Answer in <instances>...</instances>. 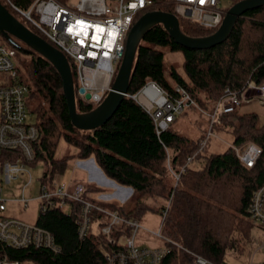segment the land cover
<instances>
[{
    "label": "trees",
    "instance_id": "1",
    "mask_svg": "<svg viewBox=\"0 0 264 264\" xmlns=\"http://www.w3.org/2000/svg\"><path fill=\"white\" fill-rule=\"evenodd\" d=\"M33 1L11 0L24 8ZM158 9L174 12L169 5ZM180 22L182 30L190 36H207L217 30L188 19ZM7 43L17 52L21 79L29 88V108L41 131L36 144L37 158L32 164L45 162V180L64 173L74 158H93L109 178L133 189L129 202L102 201V205L138 219L147 213L162 215L168 209L163 235L170 240L167 244L171 253L165 264H193L198 255L216 263L228 262L229 256L247 263L260 243L255 228L264 232L248 212L254 192L264 185V122H260L258 112L242 113L238 109L220 116L214 130L230 131L234 135L233 145L220 153L205 152L209 141L206 146L201 145L207 129L193 138L175 126L179 117L198 112L196 106L187 108L168 129L158 134L151 115L126 96L104 125L81 130L72 123L63 80L55 66L37 53L14 46L8 39ZM166 51L182 53L183 72L175 64H167ZM69 60L78 90L81 83L76 64ZM149 81L172 94H176V86L184 87L208 111L214 109L227 89L242 95L250 82L263 84L264 5L246 11L238 18L228 39L208 49L185 47L172 38L163 24L154 25L138 48L129 93L136 94ZM95 106L77 94L80 112H88ZM199 115L195 123L201 128L202 120L207 117L200 112ZM61 140L76 152L57 157ZM249 142L262 150L253 167L242 162L233 148ZM86 189L88 195L105 190L94 183L86 184ZM80 212L81 204L76 201L40 212L37 224L54 234L61 250L29 247L13 250L14 257L35 264H107L101 249L104 238L95 234L79 236Z\"/></svg>",
    "mask_w": 264,
    "mask_h": 264
},
{
    "label": "built area",
    "instance_id": "2",
    "mask_svg": "<svg viewBox=\"0 0 264 264\" xmlns=\"http://www.w3.org/2000/svg\"><path fill=\"white\" fill-rule=\"evenodd\" d=\"M1 1L25 25L39 30L41 36L75 62L80 86L92 94L90 99L80 94L81 98L95 105L101 103L112 89L129 32L141 12L160 10L159 6L169 5L180 20L188 19L202 27L218 29L229 9L225 7V0H34L27 8L11 0ZM17 64L16 50L0 43V264H23L21 259L14 257L13 250L29 247H42L53 252L61 250L51 231L37 222L28 223L7 213L8 203L13 199L4 194V185L28 172V165L37 158L36 144L41 139V131L29 108V88L22 81ZM175 91L176 94H172L149 81L136 94L128 92L126 96L136 100L151 115L158 134L168 129L187 108L196 106L209 120L202 146H206L215 134L214 126L222 114L238 110L251 99L264 105V83L250 82L242 95L227 89L212 111L199 106L184 87L178 85ZM233 148L249 167L257 163L262 152L254 142ZM175 176L179 178L180 175ZM38 198L41 212L66 207L71 201L79 202V236H102L101 249L107 264H165V258L171 253V246L167 244L170 240L163 235L168 209L162 214L159 230L153 232L165 244L144 246L137 241L143 228L141 219L124 216L102 205L100 202H107V199L88 195L86 185L74 178L45 180L43 177ZM19 201L26 206L28 199L23 194ZM248 212L253 222L264 229V185L254 192ZM258 252H264V239L247 264H264V260L256 261ZM193 264L229 263H216L198 255Z\"/></svg>",
    "mask_w": 264,
    "mask_h": 264
},
{
    "label": "water",
    "instance_id": "3",
    "mask_svg": "<svg viewBox=\"0 0 264 264\" xmlns=\"http://www.w3.org/2000/svg\"><path fill=\"white\" fill-rule=\"evenodd\" d=\"M264 5V0H240L227 11L220 27L207 36H190L181 27L178 16L165 10H154L141 16L131 28L126 49L120 67L114 78L112 89L103 101L88 112H80L77 108V94H85L90 99L91 92L81 85L76 89L73 70L69 58L58 47L51 44L43 36L25 25L17 18L9 7L0 0V32L14 46L28 52L37 53L50 61L59 71L63 80L64 94L67 99L72 123L81 130H94L110 120L118 110L129 92L135 71L138 48L147 32L156 24H163L179 44L193 49H208L223 43L232 33L238 18L246 11Z\"/></svg>",
    "mask_w": 264,
    "mask_h": 264
},
{
    "label": "rangeland",
    "instance_id": "4",
    "mask_svg": "<svg viewBox=\"0 0 264 264\" xmlns=\"http://www.w3.org/2000/svg\"><path fill=\"white\" fill-rule=\"evenodd\" d=\"M76 2L77 0H72ZM237 0H225V7L230 8ZM0 43L11 47L7 43L6 37L0 32ZM165 58L167 64H175V66L183 72V55L180 52L171 53L169 51L165 52ZM18 59V55H17ZM18 61V60H17ZM239 111L249 112L256 111L260 114V122H264V105L260 104L257 99H251L250 102H244V104L239 108ZM199 112H189L186 115L179 117L175 126L181 131V133L189 135L193 138H198L201 136L204 131L209 130L208 119L204 118L202 121V127L195 123L197 119H200ZM201 113V112H200ZM203 114V113H202ZM32 119H35L32 115ZM201 121V120H200ZM199 121V122H200ZM201 121V122H202ZM234 135L230 131L225 130H216L215 134L211 136L209 139V143L206 147V153H220L228 149L229 146L233 145ZM76 152L75 148L69 144H67L64 140H61L60 145L58 147L56 156L62 157L65 153L71 154ZM80 160L78 158H74L70 160L69 166L67 170L62 173L56 175V179H64V178H74L85 185L88 183H94L96 185H100L105 190V194L111 195V197L106 200L110 202L116 203H126L130 201V198L133 193V189L131 187H121L122 194L118 195L117 182L109 178L102 169L97 165V163L92 159L84 162L87 168H83L80 166ZM194 166L196 163L193 164ZM47 166L44 161H38L37 164L28 165V172L25 175L20 176L18 179L14 180L10 184L4 185V194L7 197L12 198L13 200L8 203V214H12L13 216L22 219L28 223H36L40 216L41 212V202L38 198L41 192V182L42 178L45 175V171ZM24 196L28 199L27 205L25 206L24 202H20L19 199ZM94 197H101V194H94ZM162 221V215L160 213H147L142 219L141 224L143 228L140 230L137 235V241L140 245L144 246H163L164 240L160 237L154 235L153 232H157L159 230L160 224ZM255 232L259 239V244L256 245L255 248H258L261 245L264 234L260 232L258 228H255ZM256 261L264 260V252L256 253L255 257ZM236 263L237 261L234 260ZM23 264H35L32 260H28L23 262Z\"/></svg>",
    "mask_w": 264,
    "mask_h": 264
},
{
    "label": "crops",
    "instance_id": "5",
    "mask_svg": "<svg viewBox=\"0 0 264 264\" xmlns=\"http://www.w3.org/2000/svg\"><path fill=\"white\" fill-rule=\"evenodd\" d=\"M90 159L92 160L93 158H90ZM90 159H86V160H84V161H80V166L83 167V168H87V166L84 164V162H86V161H88V160H90ZM93 160H94V159H93ZM94 161H95V160H94ZM95 162H96V161H95ZM98 186H100V185H98ZM117 186L120 187V188H117V189H120V190H118V195H119V194H122L123 192H122L121 187H126V186H122V185H120V184H117ZM100 187H101V186H100ZM104 192H105V191H104ZM104 192H103V193H100V194H101L102 197H104L105 199L108 200V199L111 197V195H108V194L106 195ZM92 195H94V194H92ZM119 196H120V195H119ZM255 250H256V249H255ZM255 250H254V252H255ZM254 252H253V253H254ZM252 255H253V254H252ZM252 255H251V256H252ZM251 256L249 257V260H250ZM234 260H236V259L233 258L232 256H229V258H228V263H229V264H247V263L240 262V261H237V260H236L237 262L234 263V262H235ZM249 260H248V261H249ZM248 261H247V262H248Z\"/></svg>",
    "mask_w": 264,
    "mask_h": 264
}]
</instances>
